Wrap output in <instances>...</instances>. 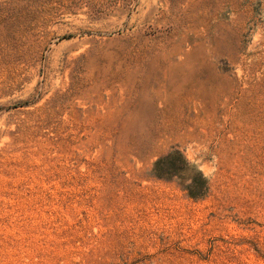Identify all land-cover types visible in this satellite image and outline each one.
Instances as JSON below:
<instances>
[{
    "label": "rangeland",
    "instance_id": "rangeland-1",
    "mask_svg": "<svg viewBox=\"0 0 264 264\" xmlns=\"http://www.w3.org/2000/svg\"><path fill=\"white\" fill-rule=\"evenodd\" d=\"M0 264H264V0H0Z\"/></svg>",
    "mask_w": 264,
    "mask_h": 264
},
{
    "label": "bare ground",
    "instance_id": "bare-ground-1",
    "mask_svg": "<svg viewBox=\"0 0 264 264\" xmlns=\"http://www.w3.org/2000/svg\"><path fill=\"white\" fill-rule=\"evenodd\" d=\"M160 1H161V0H160ZM155 8H156V7H155ZM154 10H155V9H154ZM145 14H147V13H145ZM149 14H150V13H149ZM149 14H148V15H149ZM147 17H148V16H147ZM149 17H150V16H149ZM156 20H157V18H156ZM157 21H158V20H157Z\"/></svg>",
    "mask_w": 264,
    "mask_h": 264
}]
</instances>
